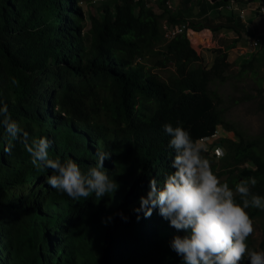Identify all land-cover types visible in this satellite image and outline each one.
<instances>
[{
    "label": "trees",
    "instance_id": "1",
    "mask_svg": "<svg viewBox=\"0 0 264 264\" xmlns=\"http://www.w3.org/2000/svg\"><path fill=\"white\" fill-rule=\"evenodd\" d=\"M80 1L0 0V107L7 105L30 138L52 142L50 158L73 161L84 174L98 152L111 153L101 170L118 189L99 200L58 192L47 183L52 170H37L0 126V264H184L171 241L187 232L172 227L158 207L150 217L136 211L150 180L162 186L174 171L163 125H179L194 140L218 126L232 132L202 155L217 177L226 175L222 183L234 189L255 178L251 192L264 197V128L255 136L240 133L224 119L222 98L211 87L258 72L264 82V38L231 73L226 52L216 50L206 66L184 32L164 37V20L170 26L187 20L167 0L155 6L104 0L97 13H86ZM166 67L172 70L163 77L157 70ZM214 145L223 149L218 162ZM247 211L251 218L263 213ZM260 247L264 252V239Z\"/></svg>",
    "mask_w": 264,
    "mask_h": 264
},
{
    "label": "clouds",
    "instance_id": "2",
    "mask_svg": "<svg viewBox=\"0 0 264 264\" xmlns=\"http://www.w3.org/2000/svg\"><path fill=\"white\" fill-rule=\"evenodd\" d=\"M0 126L23 145L37 170L42 165L52 170L54 174L47 177V183L58 192L79 201L93 193L99 200L118 189V184L101 170L111 153L98 152L96 166L84 174L73 161L50 158L52 142L47 138H30L11 118L7 105L0 107ZM163 129L170 136L168 146L174 154L171 164L174 171L164 176L162 186L158 187L155 178L150 180L149 191L140 197L137 213L143 211L145 217H150L158 207L172 227L187 232L171 241L184 264H242L246 256L248 264H264V252H250L246 243L254 232L247 209L264 211V197L251 192L257 183L255 178L243 180L233 189L219 180L202 155L206 151L204 144L194 140L188 130L171 123H165ZM3 151L10 155L12 145L5 146ZM237 196L242 203L237 202Z\"/></svg>",
    "mask_w": 264,
    "mask_h": 264
},
{
    "label": "crops",
    "instance_id": "3",
    "mask_svg": "<svg viewBox=\"0 0 264 264\" xmlns=\"http://www.w3.org/2000/svg\"><path fill=\"white\" fill-rule=\"evenodd\" d=\"M169 1L171 5L169 10L181 11L183 16L187 18L185 22L192 26L193 30L190 37L193 40L191 46L202 57L206 66H209L214 60L217 54L216 50L226 52L230 62L236 59L240 61L243 58H249L257 50L252 45L253 38L264 33V30H258V21L253 22L251 18H258L262 14L264 16V13L256 9L264 0H236L234 5H237L240 11L230 10L231 12H229V10L223 9L220 12L223 15L221 19L218 9L220 4L213 7L211 3L214 0ZM227 1L225 2L228 3ZM239 12H242V17H239ZM227 15H233V21L226 22L225 16ZM208 23L214 26L210 27ZM250 35L252 36L251 42L249 41Z\"/></svg>",
    "mask_w": 264,
    "mask_h": 264
},
{
    "label": "rangeland",
    "instance_id": "4",
    "mask_svg": "<svg viewBox=\"0 0 264 264\" xmlns=\"http://www.w3.org/2000/svg\"><path fill=\"white\" fill-rule=\"evenodd\" d=\"M101 2L104 1L96 0L93 2L92 0H81L80 4L86 13H97V6ZM108 2L110 4L112 3L111 0ZM251 19L253 22L258 21V30H264L263 14L259 15L258 18ZM88 26L89 21L87 17L85 30L88 29ZM249 38L251 42L252 36L250 35ZM256 48L258 49V46ZM243 59L240 61L236 59L231 62V73L238 71ZM170 70H172V67H166L165 69L157 71L161 76L165 77ZM263 83V75L261 72L255 75L248 73L246 76L238 79L236 77H230L224 83H219L218 81L211 83V87L216 89L222 98L220 105L225 109L224 119L230 122L244 136H255L264 128V107H261V105H264V91L263 95L258 93V87L262 86ZM222 134L231 137L234 136L232 132L228 131H222ZM204 146L206 149L208 148L207 144ZM212 162H218V158L213 157ZM215 171H218V169ZM225 177V174L218 176L221 182ZM252 220L254 232L247 238L248 250L250 252H263L260 243L264 239V211L261 215L254 216Z\"/></svg>",
    "mask_w": 264,
    "mask_h": 264
},
{
    "label": "built area",
    "instance_id": "5",
    "mask_svg": "<svg viewBox=\"0 0 264 264\" xmlns=\"http://www.w3.org/2000/svg\"><path fill=\"white\" fill-rule=\"evenodd\" d=\"M93 2L96 0H92ZM104 1V0H101ZM134 2H139V1H143L145 2L146 5L150 6L152 5L154 2H156L157 0H133ZM236 2V0H229L228 3L226 4H220L218 6L219 10H223V9H227V10H232V11H240L239 7L237 5H234V3ZM165 5L170 8V1L167 0L165 2ZM259 12L264 13V2L259 4L256 8ZM239 17H242L243 14L242 12H239ZM162 28H163V35L164 37L168 40L170 38H172L173 36H175L176 34L179 33H185L190 44L192 43V38L190 37L191 32L193 30L192 26L189 25L187 22H182L179 24H174L172 26L168 25V23L164 20L162 22ZM264 38V33H262L261 35H259L258 37L254 38L252 45L253 47H257L259 45L260 40ZM222 130L220 129V127L218 126L216 128V130L209 136H204L198 139L199 142H201L202 144H213L214 142H216L219 138V136H221ZM210 153L212 154V156L214 157H220L223 155V149L221 146L219 145H214L211 147L210 149Z\"/></svg>",
    "mask_w": 264,
    "mask_h": 264
},
{
    "label": "water",
    "instance_id": "6",
    "mask_svg": "<svg viewBox=\"0 0 264 264\" xmlns=\"http://www.w3.org/2000/svg\"><path fill=\"white\" fill-rule=\"evenodd\" d=\"M224 1H227V0H224ZM216 25H217V24H216ZM218 25H221V24H218ZM208 26L213 27L214 25L208 23Z\"/></svg>",
    "mask_w": 264,
    "mask_h": 264
}]
</instances>
